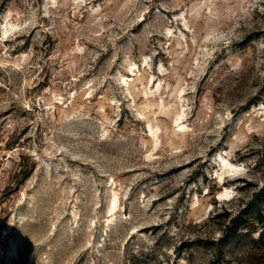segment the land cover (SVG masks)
Here are the masks:
<instances>
[{"label": "rangeland", "instance_id": "374dc122", "mask_svg": "<svg viewBox=\"0 0 264 264\" xmlns=\"http://www.w3.org/2000/svg\"><path fill=\"white\" fill-rule=\"evenodd\" d=\"M0 264H264V0H0Z\"/></svg>", "mask_w": 264, "mask_h": 264}, {"label": "built area", "instance_id": "2783aa9c", "mask_svg": "<svg viewBox=\"0 0 264 264\" xmlns=\"http://www.w3.org/2000/svg\"><path fill=\"white\" fill-rule=\"evenodd\" d=\"M0 86H1V81H0Z\"/></svg>", "mask_w": 264, "mask_h": 264}]
</instances>
